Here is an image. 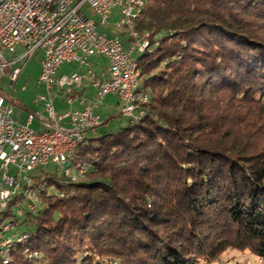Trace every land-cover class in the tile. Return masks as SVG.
Segmentation results:
<instances>
[{
  "label": "trees",
  "instance_id": "16d2710c",
  "mask_svg": "<svg viewBox=\"0 0 264 264\" xmlns=\"http://www.w3.org/2000/svg\"><path fill=\"white\" fill-rule=\"evenodd\" d=\"M135 26L157 42L143 115L86 138L78 179L33 174L37 210L20 195L2 212L28 235L8 264L264 261V0H146Z\"/></svg>",
  "mask_w": 264,
  "mask_h": 264
},
{
  "label": "built area",
  "instance_id": "2783aa9c",
  "mask_svg": "<svg viewBox=\"0 0 264 264\" xmlns=\"http://www.w3.org/2000/svg\"><path fill=\"white\" fill-rule=\"evenodd\" d=\"M145 4L146 0H0V74L13 86L22 71L15 67L16 63L29 60L41 51L37 85L45 94L37 102H43L47 114L39 122L42 130L35 131L31 128L35 117L28 114L23 122L13 118V108L0 95V208L4 209L14 196L22 195L26 208L35 212L41 201L32 190V176L45 171L49 164L73 180L85 173L81 168L74 175L71 167L65 166L86 140L85 133L100 127L102 120L96 108L106 96L117 97L124 105V112L134 115V120L143 115L140 107L149 97L138 92L141 78L138 60L132 56L131 49L123 48L119 34L99 29L107 25L112 10L118 9L115 27L124 28L127 40L136 42L142 53H151L157 42L148 33L140 36L135 26ZM85 7L92 9L98 24L84 13ZM17 47L24 51L15 56ZM97 57L106 60V70L87 71L90 86L97 90V102L87 103L77 93L85 90L82 76L75 72L58 75L57 71L64 63L86 65ZM54 97H62L72 109L57 113ZM22 213L18 210L16 215L20 217ZM11 229L7 224L2 230ZM27 239L28 235L23 234L1 240L0 262L8 264L14 245Z\"/></svg>",
  "mask_w": 264,
  "mask_h": 264
},
{
  "label": "rangeland",
  "instance_id": "374dc122",
  "mask_svg": "<svg viewBox=\"0 0 264 264\" xmlns=\"http://www.w3.org/2000/svg\"><path fill=\"white\" fill-rule=\"evenodd\" d=\"M84 13L92 19L95 23L98 24L99 19L94 14L92 9L85 7L83 9ZM116 15H118V9L112 10L107 25L99 29L100 32H106L108 34H114L115 31L118 35L119 40L122 43L124 49L132 50V56L138 60L142 52L140 51L136 42L127 40L126 30L124 28H116ZM24 49L17 47L15 49L14 55H20ZM6 57H9L7 53H4ZM42 59V52L38 51L33 58L29 60H23L21 63H16L15 67L22 69L16 83L12 86L7 77H4L0 74V95L6 100L14 111L13 118L18 119L20 122H23L28 114H32L34 118L32 129L35 131L42 129L39 127V122L41 118H47V114L44 110L43 102H37V98L44 95V90L37 85V78L40 72V63ZM95 61L99 64H106V60L102 57H97L94 60L88 61L86 65H79L77 63H64L58 69V75L65 74L69 75L70 73H77L82 76V86L85 88L83 98L86 99V102H97L96 92L97 90L90 86V76L87 74L89 69H92L95 73L105 72L106 69L95 66ZM143 81V78H140V85ZM62 97L53 98L54 108L57 113H62L70 111L72 108L64 103ZM123 103L118 100L117 97L108 95L102 101L98 102L96 113L100 116L102 122H106L103 126L97 128L93 132H86V138H91L94 136H100L104 133L115 132L120 128H123L127 125L128 120L133 118L134 115L125 113L123 110ZM76 107L74 106L73 109ZM122 112L119 117H116L112 120H108V117L114 114L115 112ZM71 159L68 160L65 167L70 166ZM45 172L51 175H61L60 168H57L54 164H49L45 169ZM3 208H0V241L8 237L14 238L8 232H3L2 227L6 223L3 220ZM14 214H17V211L13 209ZM222 263L233 264L234 262L239 263H253V264H264L259 260H253L251 257H246V255H241L233 251H228L222 256Z\"/></svg>",
  "mask_w": 264,
  "mask_h": 264
},
{
  "label": "crops",
  "instance_id": "0c3cea01",
  "mask_svg": "<svg viewBox=\"0 0 264 264\" xmlns=\"http://www.w3.org/2000/svg\"><path fill=\"white\" fill-rule=\"evenodd\" d=\"M98 62L97 61H95V64L94 65H96ZM98 65L99 66H97V67H100V68H105V66H106V64L105 65H103V64H99L98 63ZM79 95H82L83 96V94H84V91L82 92V91H79V92H77ZM76 107V106H75ZM39 127H40V125H39Z\"/></svg>",
  "mask_w": 264,
  "mask_h": 264
},
{
  "label": "water",
  "instance_id": "95a60500",
  "mask_svg": "<svg viewBox=\"0 0 264 264\" xmlns=\"http://www.w3.org/2000/svg\"><path fill=\"white\" fill-rule=\"evenodd\" d=\"M99 128V127H98Z\"/></svg>",
  "mask_w": 264,
  "mask_h": 264
}]
</instances>
